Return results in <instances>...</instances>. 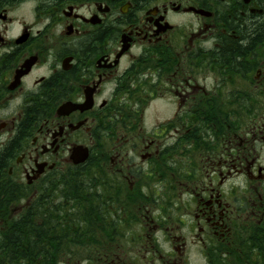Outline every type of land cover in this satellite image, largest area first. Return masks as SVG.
I'll return each instance as SVG.
<instances>
[{
	"label": "flooded vegetation",
	"instance_id": "af4514ba",
	"mask_svg": "<svg viewBox=\"0 0 264 264\" xmlns=\"http://www.w3.org/2000/svg\"><path fill=\"white\" fill-rule=\"evenodd\" d=\"M75 166L109 235L48 264H264V0H0V186Z\"/></svg>",
	"mask_w": 264,
	"mask_h": 264
},
{
	"label": "trees",
	"instance_id": "16d2710c",
	"mask_svg": "<svg viewBox=\"0 0 264 264\" xmlns=\"http://www.w3.org/2000/svg\"><path fill=\"white\" fill-rule=\"evenodd\" d=\"M16 139L11 143L14 144ZM7 147L6 156L12 153ZM90 162H94L91 160ZM57 171V170H56ZM50 172L37 188L38 198L31 199L18 216L10 217V208L20 196L31 195L28 190L16 186L14 181L6 180V185L0 186V218H4V231H0V264H48L51 249L48 242L50 236L60 238L70 237V243H96L100 240V232L109 235V230L101 229L100 219L95 215V200H83V196H94L97 192L93 169L85 172L81 167H69L64 172ZM9 178V177H7ZM27 192V193H26ZM57 195L56 215H52V196ZM59 197V198H58ZM3 202V205L1 203ZM83 204L88 205L85 209ZM54 216L63 228L65 221L70 224V231L63 233L52 225ZM59 250H55L57 252ZM61 251V250H60ZM71 254L77 250L71 246Z\"/></svg>",
	"mask_w": 264,
	"mask_h": 264
},
{
	"label": "water",
	"instance_id": "95a60500",
	"mask_svg": "<svg viewBox=\"0 0 264 264\" xmlns=\"http://www.w3.org/2000/svg\"><path fill=\"white\" fill-rule=\"evenodd\" d=\"M86 158V154L85 153H81V151H79L78 149H74L71 155V159L72 162L77 164V163H81L84 161V159Z\"/></svg>",
	"mask_w": 264,
	"mask_h": 264
},
{
	"label": "rangeland",
	"instance_id": "374dc122",
	"mask_svg": "<svg viewBox=\"0 0 264 264\" xmlns=\"http://www.w3.org/2000/svg\"><path fill=\"white\" fill-rule=\"evenodd\" d=\"M56 170H57L56 173H60V171H61V172H64L66 169H56ZM39 185H40V182H39V184L36 185V186L38 187ZM36 186H35V187H36ZM35 187H32V188H35ZM32 188H31V189H32ZM31 189H29L27 192L31 193V191H32ZM27 192H26V193H27ZM88 255H89V253H88Z\"/></svg>",
	"mask_w": 264,
	"mask_h": 264
}]
</instances>
